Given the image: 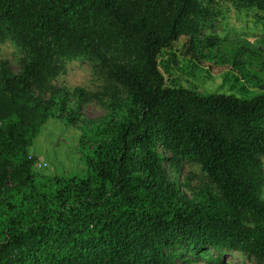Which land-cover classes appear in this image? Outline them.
<instances>
[{"label":"trees","instance_id":"obj_1","mask_svg":"<svg viewBox=\"0 0 264 264\" xmlns=\"http://www.w3.org/2000/svg\"><path fill=\"white\" fill-rule=\"evenodd\" d=\"M242 1L264 11V0ZM207 15L200 0H0V41L30 54L17 73L0 67V264L264 259V92L202 93L160 69L163 50L198 65L223 44L201 39ZM108 37L134 60L110 63ZM57 57L99 62L129 97L109 105L85 176H41L28 153L51 118L83 119L85 91L53 84ZM166 163L177 177L200 165L218 192L190 196Z\"/></svg>","mask_w":264,"mask_h":264},{"label":"rangeland","instance_id":"obj_2","mask_svg":"<svg viewBox=\"0 0 264 264\" xmlns=\"http://www.w3.org/2000/svg\"><path fill=\"white\" fill-rule=\"evenodd\" d=\"M200 1L210 11V15L201 19V39L219 36L224 42L213 50L205 49L210 56L198 65L176 49L163 50L159 63L168 83L202 93L252 96L264 92V11L242 0ZM182 46L180 42L178 47ZM102 48L110 63L134 60L121 43L110 37L105 38ZM236 53H241L238 58L243 60L246 70L255 72L249 81L233 66ZM27 60L30 54L19 43L11 38L0 41V67L5 63L17 73ZM56 61L61 68L53 84L71 91L82 88L86 93L87 101L81 107L83 119L70 123L65 116L51 118L28 153L34 160V171L41 176H85L88 173L85 151L96 146V130L107 122L106 117L111 113L109 105L128 101V93L107 78L106 68L99 62L69 57H57ZM166 166L171 177L178 179L190 196L203 189L218 192L200 165L185 163L178 177L168 163ZM225 259L229 264H264V259L250 258L242 252L229 254ZM178 264L184 263L179 259ZM190 264H207V260Z\"/></svg>","mask_w":264,"mask_h":264}]
</instances>
